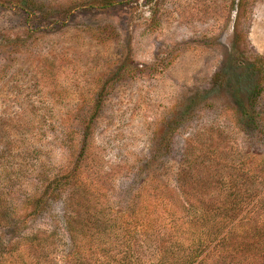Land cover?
Listing matches in <instances>:
<instances>
[{"label": "rangeland", "instance_id": "rangeland-1", "mask_svg": "<svg viewBox=\"0 0 264 264\" xmlns=\"http://www.w3.org/2000/svg\"><path fill=\"white\" fill-rule=\"evenodd\" d=\"M256 56L264 0H0L2 247L52 232L72 254L66 219L201 194L187 176L205 156L264 177V140L234 111L237 63Z\"/></svg>", "mask_w": 264, "mask_h": 264}, {"label": "trees", "instance_id": "trees-1", "mask_svg": "<svg viewBox=\"0 0 264 264\" xmlns=\"http://www.w3.org/2000/svg\"><path fill=\"white\" fill-rule=\"evenodd\" d=\"M236 68L243 71L236 76L241 100L234 111L245 120L244 132L264 140V57L238 61ZM223 81L221 71L212 77L213 84ZM201 159L202 170L187 176L202 183L201 194L187 189L178 202L173 192L158 189L149 207L133 205L126 217L106 215L99 221L100 212L92 210L84 225L66 219L74 247L66 256L56 251L52 232L23 237L8 250L0 238V264H264V177L244 170L233 156L222 162ZM73 176L64 173L51 181L55 193ZM158 210L164 215L155 216Z\"/></svg>", "mask_w": 264, "mask_h": 264}]
</instances>
